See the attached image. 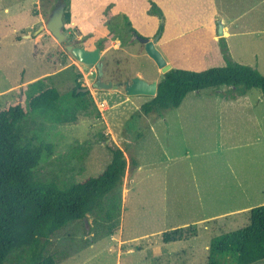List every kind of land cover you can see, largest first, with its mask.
<instances>
[{
	"label": "rangeland",
	"instance_id": "rangeland-1",
	"mask_svg": "<svg viewBox=\"0 0 264 264\" xmlns=\"http://www.w3.org/2000/svg\"><path fill=\"white\" fill-rule=\"evenodd\" d=\"M49 1L0 0V104L10 98L2 94L44 76L61 91L88 86L97 110L75 122H44L53 153L39 174L79 182L98 176L111 147L138 166H128L112 220L89 214L63 226L46 254L56 264H208L211 240L249 221L248 213L211 217L264 200V93L211 87L146 115L142 105L151 97L129 95L125 86L163 73L134 29L150 39L160 33L156 48L173 68L203 71L231 60L264 75V0H64L71 18L64 17L63 42L47 28L34 34L60 0ZM221 24L229 35L219 36ZM69 44L100 48L101 59L89 66ZM9 263L16 264V253Z\"/></svg>",
	"mask_w": 264,
	"mask_h": 264
},
{
	"label": "trees",
	"instance_id": "trees-1",
	"mask_svg": "<svg viewBox=\"0 0 264 264\" xmlns=\"http://www.w3.org/2000/svg\"><path fill=\"white\" fill-rule=\"evenodd\" d=\"M44 1L48 6L50 1ZM153 10L162 14L156 4ZM65 17L70 19V12H65ZM223 46L227 56L225 42ZM48 79L44 76L22 83L1 95L10 98L0 104V264H11L13 253L16 264H56V259L46 254L51 236L89 214L112 220L128 166H138L134 156L129 164L124 149L111 147L112 159L98 176L80 182L41 176L42 160L53 153V144L44 138V122H75L92 107L97 110L91 93L83 91L80 84H68L61 91L48 84ZM223 85L235 87L237 95L252 88L264 93V75L255 67L231 60L203 71L172 68L158 80L157 95L145 102L142 110L146 115H160L167 108L180 106L192 91ZM37 118L41 119L39 125ZM248 220L245 226L211 240L208 264H225L223 259L228 257L234 258L235 264L264 259V204L251 208Z\"/></svg>",
	"mask_w": 264,
	"mask_h": 264
},
{
	"label": "water",
	"instance_id": "water-1",
	"mask_svg": "<svg viewBox=\"0 0 264 264\" xmlns=\"http://www.w3.org/2000/svg\"><path fill=\"white\" fill-rule=\"evenodd\" d=\"M66 12V2L64 0L58 1L53 10L51 11L49 18L46 22V25H41L34 34H38L40 30L47 28L51 34L56 38L58 42L66 41V34L64 32V17ZM27 37L31 35H25ZM160 33L156 35L153 39L143 37L140 34H136L137 39L145 44V49L147 54L156 62L158 67L161 69L162 73H166L171 70L173 67L170 63L166 61L162 53L156 48V43L160 39ZM219 36H224V28L221 24L219 29ZM67 49L72 51L76 58L89 65L95 66L99 60L101 59V51L100 48H96L94 50H87L83 47L74 46L73 44L67 45ZM97 85L104 88H114L117 89L118 85H114L112 81L103 82L98 80ZM90 88L87 86L83 88V91L87 92ZM125 90L129 95H146L149 97H154L158 92V80L154 81H146L141 77H134L132 81L127 82L125 86ZM86 220V217H85Z\"/></svg>",
	"mask_w": 264,
	"mask_h": 264
},
{
	"label": "crops",
	"instance_id": "crops-1",
	"mask_svg": "<svg viewBox=\"0 0 264 264\" xmlns=\"http://www.w3.org/2000/svg\"><path fill=\"white\" fill-rule=\"evenodd\" d=\"M223 28H224V36L225 35H229L230 33L227 31L228 27H227L226 24L223 25ZM257 68H259V67H257ZM247 187L245 188L244 193H247ZM249 188L251 189L252 187L249 186ZM240 192H241V190H240ZM252 192H255V190H253ZM249 204H251V203H249ZM260 204H264V200L263 201H257V202L255 201L249 207H247V205H245V206H241V207H238V208H231L228 211L225 210V211H223L222 213H220L218 215L212 216L211 218H222V217L229 216L230 214L248 213L251 208H253L254 206L260 205Z\"/></svg>",
	"mask_w": 264,
	"mask_h": 264
}]
</instances>
